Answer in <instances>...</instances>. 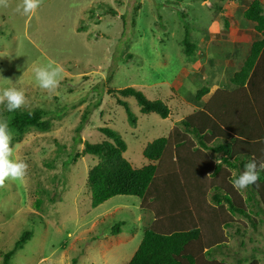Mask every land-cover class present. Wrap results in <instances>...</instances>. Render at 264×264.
<instances>
[{
    "label": "rangeland",
    "instance_id": "1",
    "mask_svg": "<svg viewBox=\"0 0 264 264\" xmlns=\"http://www.w3.org/2000/svg\"><path fill=\"white\" fill-rule=\"evenodd\" d=\"M251 1L41 0L30 15L17 11L21 0L0 4V90L23 89L26 103L22 107L45 110L50 122L49 131L31 128L21 140L10 143L11 158L23 160L28 168L22 179L9 178L0 185V264L1 252L12 249L24 231H30L32 238L16 252L12 264L129 263L156 213L143 209V199L134 195H117L96 208L91 206L87 178L100 159L86 154L84 143L75 140L82 115L101 95L81 139L102 142L107 136L100 128L110 127L125 140L123 155L133 167L150 163L144 155L148 143L176 132L174 128L181 126L178 121L210 101L213 91L228 88L251 44L261 37L243 16ZM110 7L116 15L108 13ZM187 33L197 46L192 56L183 44ZM50 63L63 68L54 91L40 88L33 71ZM263 73L254 90L264 80ZM189 81L197 88L195 94L186 87ZM129 86L150 100H162L170 115L143 113L134 96L111 91ZM203 87L210 93L198 100L195 96ZM259 87L264 90V82ZM118 96L129 103L135 125ZM256 103L264 114V97ZM2 106L0 118L7 119ZM220 141L224 143L225 137ZM171 150L175 153L174 146ZM205 152L211 162L218 159L212 151ZM72 154L78 157L66 166ZM169 163L172 181L182 180L174 171L178 163ZM235 190L246 198L248 187ZM164 193L159 190V198H165ZM153 197L152 193L148 201L154 202ZM259 203L260 214L255 218L263 222L257 228L247 218H235L246 229L242 228L243 237L234 228L228 231L225 264H238L244 251L241 240L247 243L248 255L253 246L261 247L263 254H257L264 261V202ZM160 211L165 216L172 213L164 204ZM118 222H124L121 232L112 234Z\"/></svg>",
    "mask_w": 264,
    "mask_h": 264
},
{
    "label": "trees",
    "instance_id": "2",
    "mask_svg": "<svg viewBox=\"0 0 264 264\" xmlns=\"http://www.w3.org/2000/svg\"><path fill=\"white\" fill-rule=\"evenodd\" d=\"M217 8L220 9L219 6ZM107 10L108 13L117 14L112 7ZM243 16L254 24L255 31L261 37L252 43L240 69L228 80L226 86L229 89H218L210 101L178 121L182 127L174 128L176 132L148 143L144 150L145 157L150 161L147 165L133 167L123 155L127 150L125 140L110 127L100 128L107 136L102 142L91 143L81 139V132L93 108L96 109L101 103V95L88 104L82 115L75 140L84 143L86 154L100 159L87 178L92 195L91 206L96 208L117 195H134L143 199V209L148 207L156 213L155 222L153 220L145 228L141 243L128 264H225V258L229 255L225 251L230 244L228 231L234 228L235 234L244 236L242 228H245V224L235 218L249 219L254 228H257L259 221L263 222V219L257 220L255 216L260 214L259 201L264 202V172L260 173L255 184L248 186L245 199L232 184L249 161L264 160V114H260L256 108L257 101L252 95L251 84L248 87L250 77L264 53V3L252 0ZM183 44L185 52L189 56L194 55L197 46L190 41L188 33ZM111 91L122 97L134 96L143 113L156 112L163 118L170 114L169 107L162 100H150L135 87L113 88ZM209 92V88L203 87L195 97L200 100ZM122 97L118 96V102L126 109L129 121L135 125L136 115ZM2 108L9 121L12 143L21 140L31 128L50 130L45 110L21 107L8 112L4 105ZM237 115L239 119L235 118ZM205 132L210 133L205 135ZM222 136L225 137L224 143L220 141ZM173 146L175 153L171 150ZM208 150L218 157L216 161L209 160L205 152ZM77 157L72 154L65 165ZM170 160L178 163L174 171H178L177 175L181 174L182 180L172 181V167H167L172 166ZM163 163L166 165L162 166ZM202 172L205 174L198 175ZM159 190H164L165 198H159ZM152 193L154 202H149ZM161 204L172 210L171 216H165L166 213L160 211ZM123 224L116 223L112 234H120ZM32 235L30 231H24L12 249L2 251V264H12L13 256ZM239 244L244 251L237 259L238 264H264L263 258L257 254L262 253L261 247L253 246V253L248 255L247 243L241 240ZM217 253L222 255L220 259H217Z\"/></svg>",
    "mask_w": 264,
    "mask_h": 264
},
{
    "label": "clouds",
    "instance_id": "3",
    "mask_svg": "<svg viewBox=\"0 0 264 264\" xmlns=\"http://www.w3.org/2000/svg\"><path fill=\"white\" fill-rule=\"evenodd\" d=\"M41 0H21L17 11H22L25 15L36 12ZM0 4H5V0H0ZM35 79L42 89L54 91L62 79L63 68L59 65L48 64L33 69ZM186 87L193 93L197 88L189 81ZM210 91V90H209ZM26 103V96L23 89L11 86L0 90V104L4 105L8 112H14ZM170 115V114H169ZM11 132L9 121L0 118V185H3L6 179L20 180L26 175L28 164L23 160L12 157ZM264 172V160L257 162L249 161L241 173L232 180L233 186L238 190H243L250 185L255 184L260 178V173Z\"/></svg>",
    "mask_w": 264,
    "mask_h": 264
},
{
    "label": "crops",
    "instance_id": "4",
    "mask_svg": "<svg viewBox=\"0 0 264 264\" xmlns=\"http://www.w3.org/2000/svg\"><path fill=\"white\" fill-rule=\"evenodd\" d=\"M251 46H252V44H251ZM263 57H264V53L260 56V58H259V60H258V63H257V65H256V67H255V69H254V71H253V73H252V75H251V77H250V80H249V82H248V87L250 88V83H251V81H252V84H251V92H252V95H253V97L255 98L254 100H255V102L257 101H259V99H262L263 97H264V90H262L259 86L264 82V80H263V77H262V79L260 80V82H259V84H258V88L256 89V90H254V86H255V82H256V79H257V77L264 71V59H263ZM246 59V58H245ZM244 61V60H243ZM264 74V73H263ZM262 74V75H263ZM218 90V89H217ZM216 90V91H217ZM215 91V92H216ZM257 91H258V94H257ZM214 91H213V94L215 93ZM210 93V92H209ZM207 102V101H206ZM205 103V102H204ZM181 120V119H180ZM211 159H213V158H211Z\"/></svg>",
    "mask_w": 264,
    "mask_h": 264
}]
</instances>
